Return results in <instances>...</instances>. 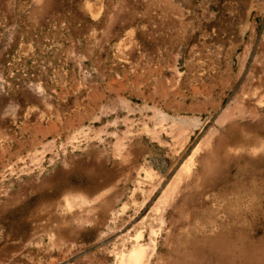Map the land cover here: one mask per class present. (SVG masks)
<instances>
[{"label":"rangeland","instance_id":"374dc122","mask_svg":"<svg viewBox=\"0 0 264 264\" xmlns=\"http://www.w3.org/2000/svg\"><path fill=\"white\" fill-rule=\"evenodd\" d=\"M194 195L264 260V0H0V264H154Z\"/></svg>","mask_w":264,"mask_h":264},{"label":"bare ground","instance_id":"6f19581e","mask_svg":"<svg viewBox=\"0 0 264 264\" xmlns=\"http://www.w3.org/2000/svg\"><path fill=\"white\" fill-rule=\"evenodd\" d=\"M189 161L179 173L187 170ZM213 163L212 172L218 162ZM221 178L220 173H213L206 185H215ZM170 191L166 190L156 206L162 205ZM202 206L196 202L195 195L173 205V216L167 222L166 236L154 264H264L249 236H244L232 224L214 222L213 215L208 210L202 211ZM213 226H216L214 231ZM146 252L144 246H134L130 254L132 264H140Z\"/></svg>","mask_w":264,"mask_h":264}]
</instances>
